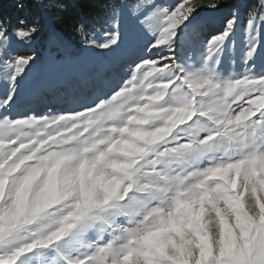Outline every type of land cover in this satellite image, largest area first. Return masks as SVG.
<instances>
[{
	"label": "snow or ice",
	"instance_id": "1",
	"mask_svg": "<svg viewBox=\"0 0 264 264\" xmlns=\"http://www.w3.org/2000/svg\"><path fill=\"white\" fill-rule=\"evenodd\" d=\"M105 7L79 50L22 54L39 26L0 21V264H264V14L237 65L219 0ZM85 52L105 71L57 105L48 74Z\"/></svg>",
	"mask_w": 264,
	"mask_h": 264
},
{
	"label": "rangeland",
	"instance_id": "2",
	"mask_svg": "<svg viewBox=\"0 0 264 264\" xmlns=\"http://www.w3.org/2000/svg\"><path fill=\"white\" fill-rule=\"evenodd\" d=\"M19 0H11V7L6 15L0 18V21H4L8 24L11 31L16 27H23L27 25L36 24L39 26L40 31L34 37L31 44L15 43L14 49L22 54L36 55L37 52L44 53L45 49L49 47V35L56 33L59 37L68 44L72 49H81L83 44L74 45L70 41L66 40L59 32H57L52 24L54 22L53 12L63 5V0H44L43 3L31 2L27 8L20 9L17 7ZM130 3H136L137 0H128ZM160 2L171 3L173 0H160ZM220 8L212 15V23L210 25L211 31L221 30L227 21L231 18L233 11L238 12L239 23L237 25L236 35L234 37V48L236 52V63L239 64L241 50L245 46L246 40V20L251 12L257 14V18L260 14H264V0H219ZM108 15V11L103 16L101 22L96 25L95 28H99L104 19ZM20 21H24V25H20ZM99 33L96 34L99 38ZM259 38L261 43H264V29L260 31ZM73 64L79 66L84 72V76L81 79L76 77L69 80V85H58L48 92L50 98H54V102L57 105L72 104L74 98L84 91L85 85L91 80L98 78L104 71L99 72L95 63L98 62L93 54L82 53L79 59L70 60ZM95 62V63H94ZM264 62V48L260 49V55H258L257 63ZM231 65L226 60L225 70L227 71ZM58 72L65 70V64L55 68ZM40 109H43L44 105H38Z\"/></svg>",
	"mask_w": 264,
	"mask_h": 264
},
{
	"label": "trees",
	"instance_id": "3",
	"mask_svg": "<svg viewBox=\"0 0 264 264\" xmlns=\"http://www.w3.org/2000/svg\"><path fill=\"white\" fill-rule=\"evenodd\" d=\"M10 1L0 0V18L9 11ZM107 3L108 0H63L62 7L53 12L52 26L66 40L77 46L82 45L74 26L83 24L86 29L96 27L108 11L105 7Z\"/></svg>",
	"mask_w": 264,
	"mask_h": 264
},
{
	"label": "bare ground",
	"instance_id": "4",
	"mask_svg": "<svg viewBox=\"0 0 264 264\" xmlns=\"http://www.w3.org/2000/svg\"><path fill=\"white\" fill-rule=\"evenodd\" d=\"M95 66L99 69V72L105 69L104 65L100 62H96ZM73 76L81 79L84 76V72H82V69L79 66L70 61L65 63V70L63 72H58L56 69H53L48 74L45 82L48 92H50L53 88L58 87V85H69V80L74 78Z\"/></svg>",
	"mask_w": 264,
	"mask_h": 264
}]
</instances>
